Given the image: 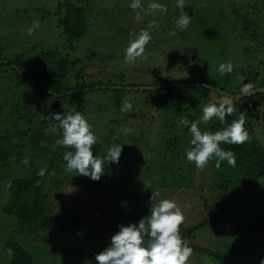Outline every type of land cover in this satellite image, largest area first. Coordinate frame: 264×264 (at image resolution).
Returning <instances> with one entry per match:
<instances>
[{
    "label": "trees",
    "instance_id": "trees-1",
    "mask_svg": "<svg viewBox=\"0 0 264 264\" xmlns=\"http://www.w3.org/2000/svg\"><path fill=\"white\" fill-rule=\"evenodd\" d=\"M232 14L236 15V19L230 21L228 15L225 16L220 10L214 18L208 19L203 30L206 31L208 39L218 43L226 53L228 31L236 32V25L241 26L237 33L238 38L254 41L255 46L254 49L252 45L247 44L238 51L244 57L240 61L244 62L243 66L236 69L232 64L233 71L223 76L219 74L218 67H216L214 70L217 76L210 75V79H206L203 75L177 81L160 78L158 82L152 84L204 82L231 93H241L240 90L245 83H251L254 88L264 86V76L260 77L259 70L251 66L260 48H264V26L252 30L254 19L248 18L245 14H238L236 9ZM169 15L166 26H164L165 30H175L183 40H187L191 32L190 24L186 30L181 31L176 25L179 9L175 14L169 13ZM58 22L67 37V50L61 51L58 47L43 49L25 69L16 68L17 64L12 65V60L2 61L0 58V76L8 87H14L11 111L8 110L7 115L5 114L2 121L4 128L0 129V183L7 190V200L2 205L1 212L11 216L10 226H12L11 234L6 238L2 249L9 264H32L34 261L32 250L37 248L35 244L50 242L45 234L42 235V229L45 228L58 234L57 237L60 238L67 233H83L85 241L88 242L87 246L90 245L88 249H90L92 260H88V263L96 264L95 255L110 244V239L98 240L99 230L93 232V227L89 228L90 231L87 230L88 223L109 215L114 218L120 217L121 213L127 216L130 213H136L134 207L123 206L117 197L120 194V196L124 195L136 183L135 181L129 185L127 172H132L128 168L132 162L128 161L129 157L126 155L129 154L130 148L137 145L136 140L139 137H128L129 144L123 143L125 146L119 163L105 161L104 175L99 181H93L89 177L79 175L76 171L66 170L64 153L74 151V149L56 144V140L62 138V129L58 121L50 118L51 113L62 112V105H65L64 111L81 112L94 130L95 127L107 124V121L118 125L119 121L126 116H143V113L147 114L146 112L150 111L153 106L156 112L164 113L170 120L180 121L182 118H187L189 121H195L198 115L202 116V108L206 104L210 102L219 104L217 100L210 97L211 92L216 91L203 85H168L143 90L140 88L126 89L125 84L119 82L116 84L109 80L105 82L87 81L79 70L74 69L79 64V59L71 57V52L76 48L73 42L83 37L88 29L86 8L65 0V13ZM258 64L264 65V59ZM121 79L122 76L119 75L118 80ZM96 88H111L114 92L113 99L109 103L102 102L95 106L92 105L93 103L85 95ZM126 90H137V92L140 90L139 93L142 96L137 99L127 98L124 94ZM124 101L132 104L131 111H121ZM150 102L151 107H148ZM37 103L40 104V108L36 107ZM233 103L237 111L233 115L226 116L224 124H221L217 118H213L207 123L202 122L200 129L214 133L223 130L227 124L238 119L241 112L245 114V127L249 132L248 141L242 145L223 143L220 145L225 150L235 152V167L229 166L227 161H224L221 167L216 169L215 159H213L201 170L196 168L194 163L188 162L185 149L191 146V134L188 128L182 125L179 134L166 139L161 144V149L163 148L165 153L171 155V166L174 169L172 174L177 173L174 176L176 182L174 187H189L195 181L197 185L195 184L194 188L200 190L195 193L201 194V217L188 226L181 224V236L193 237L196 227L206 224L225 229L230 221L237 220L234 215L243 216L242 225L251 235L256 248L249 252L247 247L235 246L223 255L209 251L211 264H259L264 258V152L255 137L251 123L255 120L264 122V92L244 96L238 102L233 100ZM96 114H98L97 118L92 119ZM119 117L122 118L119 120ZM158 124L160 126V121ZM159 126L157 132H159ZM147 131L149 132L150 129ZM143 132L145 129L139 133L141 137ZM103 143L96 142L92 148L94 155L99 157L106 155L107 150L102 147ZM175 153H178L184 162L177 161L172 156ZM178 154L176 157H179ZM25 158L28 159L27 164L23 163ZM181 166L186 169H182ZM41 169H46L43 176L37 175ZM67 185L76 187V190L82 186L78 192L85 191L95 196L96 199L92 200L86 209L69 211L66 200L59 199L58 205L56 203L60 191ZM128 185L129 188L125 189ZM151 188L153 191L155 185ZM60 211L63 212L62 215L59 214ZM144 239L147 244L149 238L145 236ZM108 240L109 243H105ZM54 245L56 247V244ZM196 247L198 246L194 245L191 248L198 250ZM91 249L94 250L93 254ZM59 250L63 249L58 248ZM232 250H238V255L230 256ZM59 254L63 256L65 252L61 251ZM65 261L68 262V259Z\"/></svg>",
    "mask_w": 264,
    "mask_h": 264
},
{
    "label": "rangeland",
    "instance_id": "rangeland-1",
    "mask_svg": "<svg viewBox=\"0 0 264 264\" xmlns=\"http://www.w3.org/2000/svg\"><path fill=\"white\" fill-rule=\"evenodd\" d=\"M69 1L86 8L88 29L83 37L73 42L76 48L71 52V57L79 59V64L74 69L79 70L87 81L105 82L109 80L112 83L119 82L126 86H147L154 85L152 83L158 82L160 78L177 81L203 75L206 79H210V75L217 76L214 69L221 63L230 61L236 69L243 66L244 62L240 61L244 57L238 51L247 44L252 45L251 47L254 49L255 46L253 45L254 41L238 38L237 33L241 26L237 24L236 32L228 31L229 36L225 45L227 50L224 53L223 47L220 48L218 43L208 39L206 31L203 30L208 19L214 18L222 10L225 16L228 15L232 21L236 19V15L232 14L236 9L238 14H245L248 18L255 20L252 30L264 26V0H184L185 11L191 16L189 23L191 32L187 40H183L177 31H167L164 27L170 16L169 13L175 14L178 10L176 0H140L142 7L135 11L130 7L132 0ZM153 2L166 6L167 13L152 11L149 5ZM64 13L65 0H0V58L2 61L12 60V65L13 63L17 64L16 68L25 69L43 49L58 47L61 51L67 50V37L58 22ZM137 13H139V19H137ZM33 22H37L39 27L29 36L26 34V30L33 26ZM153 23L156 27L150 28L149 25ZM141 29H148L152 39L146 46L143 57L138 58L135 63H126L125 48L132 38L130 34L139 33ZM226 29H228L227 26ZM263 59L264 48L262 47L251 65L259 70L260 77L264 76V65H259L258 62ZM119 75L122 76L121 80H118ZM13 91L14 87H8L0 76V129L4 128L2 121L5 114L7 115L8 110L11 111ZM139 92L140 90L138 92L137 90H126L124 94L127 98L137 99L142 96ZM113 95L114 92L111 88H96L85 96L95 106L102 102L109 103L113 99ZM210 97L221 102L225 96L212 91ZM149 104L148 107H151V102ZM39 105L37 103L36 107L40 108ZM156 111L153 106L150 111L146 112L147 114L143 113V116H126L119 121L118 125L107 121L104 126L95 127L93 130L99 143L106 141L102 145L105 150H108L113 144H129L128 137H139L136 140L137 145L130 148L129 154H125L129 157L128 161L132 162V165L128 167L132 172H127L129 185L135 181L136 183L130 187V190L128 185L125 189L129 191L127 190L128 192L126 191L124 195L120 196V194L117 197L123 206L134 207L136 213H130L128 216L121 213L120 217L114 218L109 215L106 218L101 217L90 221L87 230L90 227H93V232L99 230L98 240L111 239L121 224L138 223L140 219L149 215L150 207L161 199L174 200L181 208L185 217L182 226L193 224L197 218L201 217V194L195 193L200 190L194 188L197 183L194 181L189 187L175 188L174 176L177 173L172 174L174 169L171 166V155L165 153L163 148L161 149V144L166 139L179 134L181 125L179 121L170 120L164 113ZM97 116L98 114L92 119H96ZM200 117L198 115L195 118L199 127L202 125ZM121 118L119 117V120ZM251 125L264 152V122L255 120ZM158 126L160 127L159 132L162 131L161 134L157 132ZM110 127L113 129L110 130ZM125 128L129 129L127 133L124 131ZM143 129L145 132L141 137L139 133ZM147 129L150 131L148 132ZM103 135H105L104 138ZM176 154L178 153L172 154V156L177 161L184 162L180 155L178 154L179 157H176ZM181 167L186 169L184 166ZM152 185H155L153 191H151ZM81 187L77 189L79 190ZM78 190L76 187L67 185L60 191L56 201L57 205L59 199H64L67 210L74 211L86 209V206L96 199L95 196L85 191L78 192ZM75 191L77 192L75 193ZM153 193L155 199L151 201ZM5 200H7V190L0 183V264H9L2 245L11 234L12 228L10 226L11 216L1 212ZM62 213L59 214L62 215ZM234 216L237 220L228 222L231 225L228 224L225 229L206 224L197 226L193 237H183L190 247L196 245L205 249L198 247H196L198 250L193 249L188 264H211L209 251L219 252L223 255L235 246L247 247L249 252L254 251L256 244L252 242L251 235L242 225L244 217ZM43 234L50 242H42L41 245L35 244L37 248L32 250L34 254L32 264H90L88 263V260H92L90 259V249H88L90 245L87 246L88 242L85 241L83 233H67L60 238L57 237L58 234L45 228L42 229ZM105 243H109V240ZM58 248L63 250L58 251ZM61 251L65 252V256L59 254ZM93 252L94 250L91 249L92 254ZM238 252V250H232V254L229 255H238ZM66 259L68 262L65 261Z\"/></svg>",
    "mask_w": 264,
    "mask_h": 264
},
{
    "label": "clouds",
    "instance_id": "clouds-1",
    "mask_svg": "<svg viewBox=\"0 0 264 264\" xmlns=\"http://www.w3.org/2000/svg\"><path fill=\"white\" fill-rule=\"evenodd\" d=\"M130 7L135 11L141 8L140 0H132ZM179 15L176 19L177 28L186 30L191 16L185 11L184 0H176ZM152 11L167 13L166 6L158 3H150ZM139 19V13H137ZM37 22L26 30L27 35H32ZM156 27L155 23L149 25ZM132 37L125 48V62L135 63L144 56L146 46L152 37L148 29H141L139 33L130 34ZM233 71L232 63H221L218 72L221 76ZM254 89L251 83H245L241 88V95H250ZM235 98L225 96L219 102H210L202 108L201 121L209 122L217 118L221 124L225 123V117L233 115L237 110L233 103ZM62 105V112L51 113L50 118L59 122L62 129V138L56 140V144L65 148L74 149L64 153L66 170L76 171L81 176L89 177L93 181H99L104 175V163L118 164L123 151V145L113 144L103 157L94 155L92 148L97 142V137L92 130V125L86 120L81 112H66ZM132 110V104L128 101L122 102L121 111ZM179 124L187 127L191 134L190 147L185 149L186 159L194 163L196 168L204 169L210 160L215 159V168L219 169L222 162L227 161L229 166L235 167L236 155L234 151L221 148V144L242 145L249 139L246 130V116L243 112L239 118L227 124L223 130L210 132L202 131L197 121H189L182 118ZM125 133L129 129H124ZM23 163L27 164L25 158ZM46 169H41L37 175L43 176ZM9 187L11 184L9 183ZM155 199V194L151 196ZM127 203L126 201L124 202ZM184 214L174 200L161 199L150 207L149 215L140 219L138 223L119 225V230L111 236L110 244L95 255L96 264H188L193 249L187 244L180 234V225L184 222ZM145 236L149 239L145 244ZM11 254V250H9ZM259 264H264L262 258Z\"/></svg>",
    "mask_w": 264,
    "mask_h": 264
},
{
    "label": "water",
    "instance_id": "water-1",
    "mask_svg": "<svg viewBox=\"0 0 264 264\" xmlns=\"http://www.w3.org/2000/svg\"><path fill=\"white\" fill-rule=\"evenodd\" d=\"M176 86V85H180V86H198V85H203V86H207L211 89H214L216 92H218L220 95H223V96H230V97H233L235 98L234 100L236 102L239 101V99H241L242 97L244 96H249V95H241V93H231V92H228V91H224L220 88H214L210 85H207L206 83L204 82H189V83H168V84H158V85H149V86H140V87H135V86H126L125 88L129 89V88H140V89H143V90H146V89H155V88H161V87H164V86ZM48 92H50L49 90H47ZM73 92H77V91H73ZM260 92H264V86H259V87H255L252 91V94H256V93H260Z\"/></svg>",
    "mask_w": 264,
    "mask_h": 264
}]
</instances>
